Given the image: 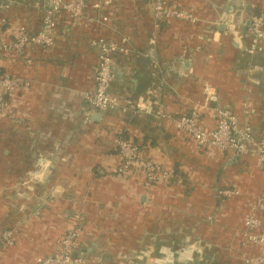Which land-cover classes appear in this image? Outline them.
<instances>
[{
  "label": "crops",
  "instance_id": "1",
  "mask_svg": "<svg viewBox=\"0 0 264 264\" xmlns=\"http://www.w3.org/2000/svg\"><path fill=\"white\" fill-rule=\"evenodd\" d=\"M167 2L196 20L171 18L156 28L146 0H112L102 10L107 21L60 18L49 48H0V74L29 82L8 95L0 119V234L15 229L13 244L0 246V264H35L53 253L74 214L82 221L74 252L84 264H157L167 252L172 264H244L260 252L243 237L249 204L264 195V166L253 157L200 150L153 114L86 116L79 92L93 88L98 50L91 41L127 37L130 53L114 56L112 93L143 96L153 110L173 114L194 104L224 106L264 138V51L243 50L246 22L264 16V0ZM45 7L40 0H0V42L11 41L20 26L37 32ZM226 12L239 42L219 26ZM204 112V124L213 126L211 110ZM118 137L181 175L168 185L147 184L135 171L112 172ZM226 186L238 194L220 195ZM257 214L264 220V212ZM140 249L152 255L134 259Z\"/></svg>",
  "mask_w": 264,
  "mask_h": 264
},
{
  "label": "built area",
  "instance_id": "2",
  "mask_svg": "<svg viewBox=\"0 0 264 264\" xmlns=\"http://www.w3.org/2000/svg\"><path fill=\"white\" fill-rule=\"evenodd\" d=\"M45 4V12L37 32H30L24 26L16 30L14 38L9 42H0V48L16 53L23 52L28 44L49 48L54 43L53 32L60 18L66 16L72 20L81 22L107 21V15L103 14L104 7L111 4L112 0H40ZM151 7L154 26L171 19H182L194 22L191 10L177 8L170 5L167 0H146ZM248 28L249 40L243 50L252 56L264 51V16L251 14ZM226 31L230 33L236 42L240 40V34L234 26V20L226 25ZM129 39L121 37L119 40L104 38L94 39L91 44L98 50V60L93 73V88L88 91H80V97L86 102L90 116L94 112L113 111L122 114L131 112L134 115L153 114L166 123L173 125L181 135L192 140L200 150L213 152H235L243 156L255 159L258 166H264V138L256 136L252 127L246 121L242 123L238 117L227 107L207 104H194L185 112L173 114L162 106L153 110L150 102L143 96L122 97L112 93L111 85L115 79L114 56L116 54H128L131 51ZM156 66L155 60H151ZM258 68L257 65H254ZM27 80L20 77H11L0 74V119L7 116L8 101L6 96L16 90L26 88ZM209 99L213 98L208 93ZM211 110L214 117L213 126H206L203 121L204 111ZM253 110H246L249 117ZM117 161L112 167V172L123 174L135 171L141 174L147 184H171L174 170L164 164L144 156L139 146L125 138H116ZM219 194L225 197L237 195L238 191L231 187H224ZM248 213L244 215L243 237L254 245L260 246V252L255 255L245 256L244 264H264V220L257 212H264V195L257 196L250 202ZM82 221L78 214L72 215L63 234L56 240L53 253L36 258L35 264H84L88 260L74 251L80 246L82 234ZM15 229L10 228L1 232L0 246L9 247L14 242Z\"/></svg>",
  "mask_w": 264,
  "mask_h": 264
},
{
  "label": "water",
  "instance_id": "3",
  "mask_svg": "<svg viewBox=\"0 0 264 264\" xmlns=\"http://www.w3.org/2000/svg\"><path fill=\"white\" fill-rule=\"evenodd\" d=\"M231 10V6H229L227 8V11H230ZM231 13V12H230ZM239 18V16H238ZM220 19H221V23L219 24V26H221L220 28H225L226 29V25L227 23L230 22V18H229V12H226V13H223L221 16H220ZM246 24L249 26L250 25V20H247ZM213 99V98H212ZM102 112H94L92 114L93 117L97 118L98 116H100ZM187 240V238H186ZM177 252H179V250L177 249ZM152 254H150V251L149 250H143V249H140V252L139 254H137L134 259H137L139 261H143L144 259L150 257ZM174 260V257H173V254H171V252H167V257H164L162 259H158V258H155V263L157 264H172L170 260ZM179 260H181L182 262H185V259L182 258L181 256H179Z\"/></svg>",
  "mask_w": 264,
  "mask_h": 264
},
{
  "label": "trees",
  "instance_id": "4",
  "mask_svg": "<svg viewBox=\"0 0 264 264\" xmlns=\"http://www.w3.org/2000/svg\"><path fill=\"white\" fill-rule=\"evenodd\" d=\"M8 96H6V99H7ZM181 174H177V172H174V175L172 176L171 178V183L175 182L177 177H179ZM185 180V179H184ZM186 183V182H185ZM226 187H230V186H226ZM79 254V253H78Z\"/></svg>",
  "mask_w": 264,
  "mask_h": 264
},
{
  "label": "rangeland",
  "instance_id": "5",
  "mask_svg": "<svg viewBox=\"0 0 264 264\" xmlns=\"http://www.w3.org/2000/svg\"><path fill=\"white\" fill-rule=\"evenodd\" d=\"M232 188V187H231Z\"/></svg>",
  "mask_w": 264,
  "mask_h": 264
}]
</instances>
